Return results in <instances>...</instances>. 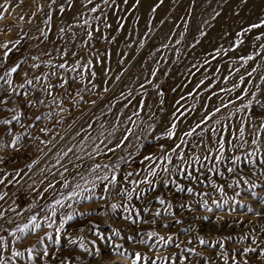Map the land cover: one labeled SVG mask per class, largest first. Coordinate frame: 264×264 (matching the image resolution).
<instances>
[{"label":"rangeland","instance_id":"1","mask_svg":"<svg viewBox=\"0 0 264 264\" xmlns=\"http://www.w3.org/2000/svg\"><path fill=\"white\" fill-rule=\"evenodd\" d=\"M0 197L2 264H264V0H0Z\"/></svg>","mask_w":264,"mask_h":264},{"label":"snow or ice","instance_id":"2","mask_svg":"<svg viewBox=\"0 0 264 264\" xmlns=\"http://www.w3.org/2000/svg\"><path fill=\"white\" fill-rule=\"evenodd\" d=\"M93 11H95V9H93ZM253 27H259V25H254ZM249 59H251V57H249ZM61 67H63V65H61ZM15 71H16V68H13V69H12V72H15ZM29 83H31V82L29 81ZM217 111H219V109H217ZM37 119H39V117H37ZM3 123H8V121H4ZM173 127H175V125H173ZM169 135L171 136V135H173V133L170 132ZM188 135H191V133H188ZM177 147H179V145H177ZM69 151H71V149H69ZM97 167H99V166H97ZM105 167H107V165H105ZM94 170H95V169H94ZM165 171H167V169H165ZM230 171H231V169H230ZM61 175H63V174H61ZM101 179H103V180H107L108 177H107V176H104V177H102ZM111 180H112V182L114 183L115 180H116V177L113 176V177L111 178ZM64 187H67V183H65ZM77 187H79V185H77ZM189 191H191V189H189ZM220 191L223 192L222 189H221ZM76 195H79V193L74 192V193H73V196H76ZM68 198L71 199L72 197H68ZM0 199H2V197H0ZM160 202L163 203V201H160ZM56 205H61V206H62V201L58 199V200L55 202V204L51 206V207H52V215H53V216H55V214H56V213H55ZM217 206L219 207V205H217ZM113 207H115V205H113ZM205 207H207V204H206V203H205ZM209 210H210V209H209ZM157 215H158V213H157ZM67 219H68V220H71V219H72V216L69 215V216L67 217ZM32 224H33V226H34L35 228H39V227H40V225H39L38 223H35V217L32 218ZM51 226H52L51 223L48 224V227H51ZM25 227H27V226H25ZM61 227H63V223L61 224ZM20 231H24V229H20ZM117 235H118V233H117ZM148 235H149V236H155L156 233H149ZM171 239H172V238L169 237V238H168V241H171ZM160 240L163 241L164 238H163V237H160ZM73 243H75V241H73ZM200 243H201V244H204L205 241H204L203 239H201V240H200ZM81 247H84V245L81 244ZM247 251H249V250L246 249L245 252H247ZM14 255H18V253H14ZM225 259H227V257H225ZM140 260H141V256H140V254H139V253H136V254H135V260L133 261V264H137V262L140 261ZM0 264H2V261H0ZM245 264H247V262H245Z\"/></svg>","mask_w":264,"mask_h":264}]
</instances>
